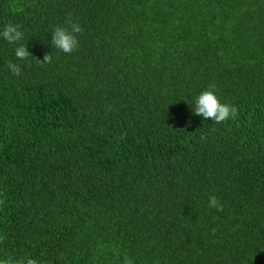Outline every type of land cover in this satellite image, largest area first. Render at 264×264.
Wrapping results in <instances>:
<instances>
[{"label": "trees", "instance_id": "16d2710c", "mask_svg": "<svg viewBox=\"0 0 264 264\" xmlns=\"http://www.w3.org/2000/svg\"><path fill=\"white\" fill-rule=\"evenodd\" d=\"M69 17L71 54L51 43ZM10 23L0 259L264 264V0H0ZM210 85L235 119L193 114Z\"/></svg>", "mask_w": 264, "mask_h": 264}, {"label": "clouds", "instance_id": "9594fccd", "mask_svg": "<svg viewBox=\"0 0 264 264\" xmlns=\"http://www.w3.org/2000/svg\"><path fill=\"white\" fill-rule=\"evenodd\" d=\"M83 29L79 23L72 20L71 17L66 21L63 27H56L52 31V45L64 53L71 54L79 47L78 34H82ZM2 37L11 44H15L23 39L24 33L20 30L18 25L7 24L5 25ZM15 56L17 59L26 60L32 53L28 47L20 45L15 49ZM40 61V60H39ZM41 63H51V54H45ZM9 69L19 75L22 70L21 65L9 62ZM238 113V108L228 103H222L215 92V85H210L208 90L203 91L195 100V108L193 114L202 116L205 120L211 119L214 123L219 124L226 122L229 119H235ZM3 203V201H0ZM209 207H214L217 211H223V206L220 205L216 196L209 197ZM0 264H39V262L31 257L21 258L19 260L8 257L0 259ZM124 264H134V260L127 255L124 256Z\"/></svg>", "mask_w": 264, "mask_h": 264}]
</instances>
